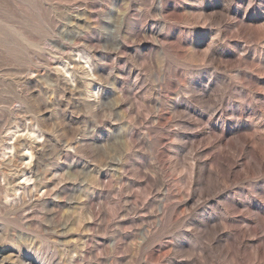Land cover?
Wrapping results in <instances>:
<instances>
[{
    "label": "rangeland",
    "instance_id": "rangeland-1",
    "mask_svg": "<svg viewBox=\"0 0 264 264\" xmlns=\"http://www.w3.org/2000/svg\"><path fill=\"white\" fill-rule=\"evenodd\" d=\"M0 264H264V0H0Z\"/></svg>",
    "mask_w": 264,
    "mask_h": 264
},
{
    "label": "bare ground",
    "instance_id": "bare-ground-1",
    "mask_svg": "<svg viewBox=\"0 0 264 264\" xmlns=\"http://www.w3.org/2000/svg\"><path fill=\"white\" fill-rule=\"evenodd\" d=\"M5 52H6V51H5ZM66 71H67V70H66ZM16 139H17V138H16ZM53 146H54V145H53ZM30 152H32V151H30ZM30 152H29V153H30ZM45 152H46V151H45ZM30 156L33 157L32 153H31ZM44 156H45V155H44ZM26 157H27V156H26ZM30 165H31V164H30ZM24 172H25V171H24ZM24 172H23V173H24ZM26 173H27V172H26ZM23 175H26V174L24 173Z\"/></svg>",
    "mask_w": 264,
    "mask_h": 264
}]
</instances>
